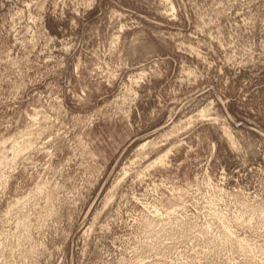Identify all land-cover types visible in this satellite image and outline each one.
I'll use <instances>...</instances> for the list:
<instances>
[{"label":"rangeland","instance_id":"374dc122","mask_svg":"<svg viewBox=\"0 0 264 264\" xmlns=\"http://www.w3.org/2000/svg\"><path fill=\"white\" fill-rule=\"evenodd\" d=\"M0 264H264V0H0Z\"/></svg>","mask_w":264,"mask_h":264}]
</instances>
